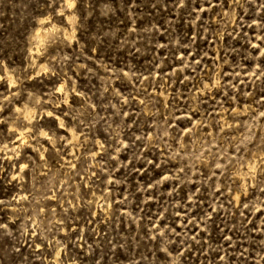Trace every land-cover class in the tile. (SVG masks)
I'll list each match as a JSON object with an SVG mask.
<instances>
[{"label":"rangeland","instance_id":"obj_1","mask_svg":"<svg viewBox=\"0 0 264 264\" xmlns=\"http://www.w3.org/2000/svg\"><path fill=\"white\" fill-rule=\"evenodd\" d=\"M0 264H264V0H0Z\"/></svg>","mask_w":264,"mask_h":264},{"label":"bare ground","instance_id":"obj_2","mask_svg":"<svg viewBox=\"0 0 264 264\" xmlns=\"http://www.w3.org/2000/svg\"><path fill=\"white\" fill-rule=\"evenodd\" d=\"M67 1H70V0H67ZM71 3V2H70ZM69 4V3H67ZM70 5V4H69ZM39 33V32H38ZM40 35V34H39ZM41 36V35H40ZM32 115V114H31ZM27 116V115H26ZM29 118V116H28ZM17 134H18V140L21 144L25 143V138H26V133H24L22 130H17Z\"/></svg>","mask_w":264,"mask_h":264},{"label":"snow or ice","instance_id":"obj_3","mask_svg":"<svg viewBox=\"0 0 264 264\" xmlns=\"http://www.w3.org/2000/svg\"><path fill=\"white\" fill-rule=\"evenodd\" d=\"M69 6H71V5H69ZM61 127H63V125H61ZM42 135H47L46 133H42Z\"/></svg>","mask_w":264,"mask_h":264}]
</instances>
